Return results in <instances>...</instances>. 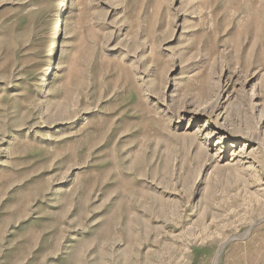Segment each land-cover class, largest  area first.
<instances>
[{"label":"rangeland","instance_id":"1","mask_svg":"<svg viewBox=\"0 0 264 264\" xmlns=\"http://www.w3.org/2000/svg\"><path fill=\"white\" fill-rule=\"evenodd\" d=\"M61 5L0 0V264H264V0Z\"/></svg>","mask_w":264,"mask_h":264},{"label":"bare ground","instance_id":"2","mask_svg":"<svg viewBox=\"0 0 264 264\" xmlns=\"http://www.w3.org/2000/svg\"><path fill=\"white\" fill-rule=\"evenodd\" d=\"M70 3H71V0H62L61 11L63 10V17L60 16V24L61 25L65 21V18L67 16V13H68L69 8H70ZM61 25L57 29L55 36L53 37V40L51 42L52 43V50L50 53L51 58H55V56L57 54L58 41L60 39L61 34L63 33V27Z\"/></svg>","mask_w":264,"mask_h":264}]
</instances>
